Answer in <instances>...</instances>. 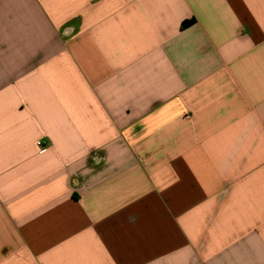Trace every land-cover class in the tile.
Returning a JSON list of instances; mask_svg holds the SVG:
<instances>
[{
	"label": "crops",
	"instance_id": "1",
	"mask_svg": "<svg viewBox=\"0 0 264 264\" xmlns=\"http://www.w3.org/2000/svg\"><path fill=\"white\" fill-rule=\"evenodd\" d=\"M0 264H264V0H0Z\"/></svg>",
	"mask_w": 264,
	"mask_h": 264
}]
</instances>
